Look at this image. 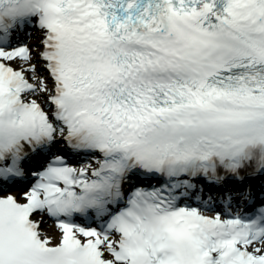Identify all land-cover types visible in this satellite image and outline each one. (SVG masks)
Wrapping results in <instances>:
<instances>
[{
    "label": "snow or ice",
    "instance_id": "obj_1",
    "mask_svg": "<svg viewBox=\"0 0 264 264\" xmlns=\"http://www.w3.org/2000/svg\"><path fill=\"white\" fill-rule=\"evenodd\" d=\"M29 177L0 196V264H264V200L182 203L264 178V0H0V189Z\"/></svg>",
    "mask_w": 264,
    "mask_h": 264
},
{
    "label": "bare ground",
    "instance_id": "obj_2",
    "mask_svg": "<svg viewBox=\"0 0 264 264\" xmlns=\"http://www.w3.org/2000/svg\"><path fill=\"white\" fill-rule=\"evenodd\" d=\"M42 230L52 237H54V233L56 232L55 229L51 225H49L46 220H44V223L42 224Z\"/></svg>",
    "mask_w": 264,
    "mask_h": 264
}]
</instances>
